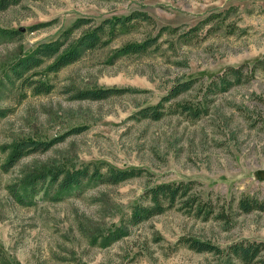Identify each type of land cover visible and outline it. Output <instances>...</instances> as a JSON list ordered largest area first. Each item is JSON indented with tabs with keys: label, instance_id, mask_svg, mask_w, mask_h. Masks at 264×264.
I'll list each match as a JSON object with an SVG mask.
<instances>
[{
	"label": "rangeland",
	"instance_id": "obj_1",
	"mask_svg": "<svg viewBox=\"0 0 264 264\" xmlns=\"http://www.w3.org/2000/svg\"><path fill=\"white\" fill-rule=\"evenodd\" d=\"M134 11L148 18L133 19L108 44L57 71L45 69L50 60L35 68L34 77L52 85L48 92L10 71L41 41L67 29L75 38L105 17ZM79 17L92 20L74 26ZM147 37L156 43L145 52L118 50ZM261 58L264 0H18L0 9V264H244L178 239L191 235L220 247L264 241V211L237 208L242 196L264 198V71H249ZM242 63V81L224 91L209 86ZM186 79L194 80L188 90L163 99ZM110 86L131 90L74 96ZM158 101L159 119L133 116ZM196 106L204 108L199 116ZM30 138L57 140L6 164L15 143ZM109 165L142 173L116 184L85 178L58 198L49 195L60 169L103 172ZM179 180H193V192L216 210L206 216L196 203L177 202L128 223L134 205L147 203L146 187ZM119 229L127 233L116 238Z\"/></svg>",
	"mask_w": 264,
	"mask_h": 264
},
{
	"label": "trees",
	"instance_id": "obj_2",
	"mask_svg": "<svg viewBox=\"0 0 264 264\" xmlns=\"http://www.w3.org/2000/svg\"><path fill=\"white\" fill-rule=\"evenodd\" d=\"M17 1L18 0H0V9H5ZM147 18L148 15L142 11L105 17L100 22L84 29L75 38L72 37V30L67 29L59 38L41 41L30 51L19 56L15 63L11 65L10 71L15 78L21 79L23 83L33 87L35 91L48 92L51 90L52 85L44 79L34 77L36 73V71H34L35 68L39 67L47 60H50L45 69L47 71H57L78 60L85 51L108 44L114 35L125 29L133 19ZM91 20V17H79L74 23V26L79 27L80 25L88 24ZM11 31L18 33L20 30L12 29ZM155 43L156 37H147L140 42L125 43L120 46L118 50L122 53H142L154 46ZM246 64L247 63H242L238 66L229 65L224 72L215 75L211 79L209 86L214 90H227L232 84L243 80V69ZM258 68L264 71V58L255 60L249 67V71L254 72ZM193 82V79L175 82L169 88L163 99L175 97L181 92L188 90L193 85ZM124 90H131V88L113 86L90 87L77 90L74 96L84 99H102ZM187 108L192 109L193 107ZM162 109L163 103L158 101L155 104L140 107L133 113V116L136 118L159 119L163 114ZM202 112H204V108L201 106L193 108V114H195V116H199ZM74 129L77 130L79 128ZM56 140L57 138L49 140H37L32 138L22 139L15 143L14 149L9 155L6 164H12L25 152L48 149ZM141 173L142 168L135 166L119 168L109 165L106 171L103 172L98 169L90 171L87 166L72 171L60 169L58 173H54L52 178V180L56 179L55 182H58V188L54 193L49 195L53 198H58L63 192H68L66 190H69L71 187H80L82 180L85 178H87L88 181L96 179L106 183L116 184L138 176ZM60 175H62L61 178L59 177ZM33 183L34 185L31 183L30 187L34 189L37 183L36 179L33 180ZM193 183V180L163 181L146 187L143 191V196L146 197L147 203L134 205L128 218V223L138 224L142 220L174 206L177 202H183L185 205H193L196 203V210H198L200 214L209 216L216 210V207L211 202L202 200L199 195L193 192ZM237 208L243 212L255 209L264 211V198L259 199L249 195L242 196L238 199ZM217 212L221 217L226 216L223 210ZM126 233L125 230L119 229L116 238ZM178 240L195 251L211 252L223 256L226 258L227 263L236 260L244 264H264V241L262 240L242 238L228 243L225 247H220L210 241L191 235H182Z\"/></svg>",
	"mask_w": 264,
	"mask_h": 264
},
{
	"label": "water",
	"instance_id": "obj_3",
	"mask_svg": "<svg viewBox=\"0 0 264 264\" xmlns=\"http://www.w3.org/2000/svg\"><path fill=\"white\" fill-rule=\"evenodd\" d=\"M260 173V172H259ZM260 176H261V174H260Z\"/></svg>",
	"mask_w": 264,
	"mask_h": 264
}]
</instances>
